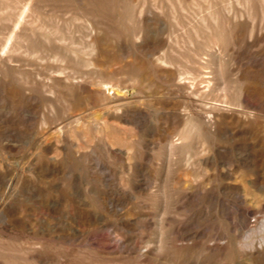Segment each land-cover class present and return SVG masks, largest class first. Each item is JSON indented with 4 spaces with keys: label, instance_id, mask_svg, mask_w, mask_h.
Wrapping results in <instances>:
<instances>
[{
    "label": "rangeland",
    "instance_id": "374dc122",
    "mask_svg": "<svg viewBox=\"0 0 264 264\" xmlns=\"http://www.w3.org/2000/svg\"><path fill=\"white\" fill-rule=\"evenodd\" d=\"M0 264H264V0H0Z\"/></svg>",
    "mask_w": 264,
    "mask_h": 264
}]
</instances>
